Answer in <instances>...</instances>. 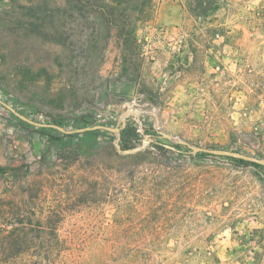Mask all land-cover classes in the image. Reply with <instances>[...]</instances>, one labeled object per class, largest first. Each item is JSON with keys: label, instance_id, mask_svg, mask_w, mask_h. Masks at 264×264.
Segmentation results:
<instances>
[{"label": "rangeland", "instance_id": "obj_1", "mask_svg": "<svg viewBox=\"0 0 264 264\" xmlns=\"http://www.w3.org/2000/svg\"><path fill=\"white\" fill-rule=\"evenodd\" d=\"M71 2L0 0V98L68 130L120 129L64 138L84 160L117 144L146 145L148 160L135 169L103 155L95 165L109 175L78 172L98 194L62 204L59 235L38 241L67 244V264H264V167L181 144L264 159V0L141 3L131 37L119 20ZM127 127L137 134L128 149ZM57 141L0 104V200L18 194L7 210L39 204L48 215L63 197ZM29 192L32 205L20 202Z\"/></svg>", "mask_w": 264, "mask_h": 264}, {"label": "trees", "instance_id": "obj_2", "mask_svg": "<svg viewBox=\"0 0 264 264\" xmlns=\"http://www.w3.org/2000/svg\"><path fill=\"white\" fill-rule=\"evenodd\" d=\"M67 1V0H66ZM75 1L82 7L86 8L91 6L93 8V13L100 14L108 19L119 20L120 23L117 27L119 31L126 37H131V35L136 30V23L145 20L146 10L140 7L141 3H149L153 0H68ZM204 0H195L197 7L202 5ZM130 5H135L134 9L126 8ZM94 6H99L94 9ZM83 10V9H82ZM82 14L87 15L85 11ZM90 14V13H89ZM117 22V21H116ZM84 121V120H83ZM58 124H60L58 122ZM52 131L55 138L58 139L56 145L58 148L53 151L51 156V163L62 169V185L65 188L63 194L49 211L48 215H45L46 211L39 209L35 205L32 206V212H21L16 211L14 207L9 210L6 209V205H15V199L18 197L16 188L11 189L10 194L0 200V264H67L64 258V253L69 250V246L62 242L55 241H38V237L51 234L53 236L59 235L61 216L63 215L65 208H61L62 204L78 205L82 204L84 200H87L91 196L98 194L97 191H92L87 189L82 183V181H75L78 172L85 171L89 176H95L96 173L102 175H109L110 169L106 167L103 172H100L96 167L95 163L103 155H109L113 159L121 163H128L135 169L140 168L143 162L148 160V152H139L133 155H122L116 151L115 148L111 146H103L99 148L95 158L90 160H84L79 153L78 147H69L63 143V139L71 135L63 134L62 132L55 129L44 128L42 131ZM107 133L113 134L111 131L99 130L89 132L88 134ZM77 136L80 134H76ZM131 135H137L136 131L127 127L122 131V143L125 145L124 148H129V137ZM162 154L170 153H183L184 146L178 145L175 150L167 148L165 145L160 143H154ZM158 156H154L155 165ZM239 161V160H238ZM244 164L252 165L255 167H260L261 165L242 161ZM87 166L85 169L84 166ZM0 170L5 171L3 168ZM19 168L9 169L8 173L17 179V173ZM121 173V172H120ZM122 174L131 175L123 172ZM66 177V178H65ZM68 177V178H67ZM72 177V179L70 178ZM107 178V177H106ZM68 179L71 181L72 185L68 184ZM25 185L28 183V177H25ZM15 181V180H14ZM27 182V183H26ZM98 182L95 183L94 188H97ZM97 190V189H95ZM17 191V190H16ZM14 193V194H13ZM43 190L38 193V201L40 200V195ZM20 201L29 202L32 205L37 197H35L30 192L28 195L23 196ZM13 202V203H12ZM19 205H17L18 208ZM38 208V209H37Z\"/></svg>", "mask_w": 264, "mask_h": 264}, {"label": "water", "instance_id": "obj_3", "mask_svg": "<svg viewBox=\"0 0 264 264\" xmlns=\"http://www.w3.org/2000/svg\"><path fill=\"white\" fill-rule=\"evenodd\" d=\"M0 104L2 106H4L6 109H8L9 111H11L13 114H15L17 117H19L20 119H22L23 121L29 123L30 125H32L34 127L41 128V129H44V128L55 129V130H58V131L62 132L63 134H66V135L84 134V133H89V132L99 131V130H107V131H111L114 133L120 132V129H118V128H112V127H108L105 125H95V126L78 128L75 130H68L65 127H62V126L57 125V124L42 123V122L35 121V120L25 116L21 112H19L12 105H10L9 103H7L5 100H3L1 98H0ZM181 144L189 147L193 154H204V153H206V154H211V155L220 156V157H227V158H233V159H238V160H242V161H247V162L255 163V164H258V165H261L264 167V159L254 157V156H250V155H247L244 153H239V152L230 151V150L209 149V148H204V147H199V146H193L186 141H182ZM117 148H118L119 153L122 155H133V154H136V153H139V152L145 150L146 145L139 147V148H136V149H132V150H123L121 148V146L119 144H117Z\"/></svg>", "mask_w": 264, "mask_h": 264}]
</instances>
